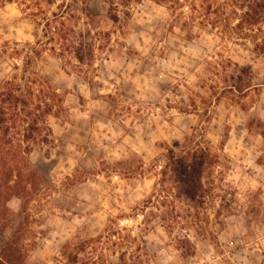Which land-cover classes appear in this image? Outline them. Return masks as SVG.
I'll return each instance as SVG.
<instances>
[{"label":"rangeland","instance_id":"1","mask_svg":"<svg viewBox=\"0 0 264 264\" xmlns=\"http://www.w3.org/2000/svg\"><path fill=\"white\" fill-rule=\"evenodd\" d=\"M191 5L0 0V88L31 55L66 109L49 118L52 144L8 166L31 178L0 206V253L16 238L22 264H120L125 253L143 264H264V58L224 27H185L178 15ZM55 16L87 47L85 64L74 50L38 48ZM193 149L213 161L200 203L180 195L170 168Z\"/></svg>","mask_w":264,"mask_h":264},{"label":"trees","instance_id":"2","mask_svg":"<svg viewBox=\"0 0 264 264\" xmlns=\"http://www.w3.org/2000/svg\"><path fill=\"white\" fill-rule=\"evenodd\" d=\"M153 1L159 4H171L174 11L191 1L192 5L188 7L190 16L185 13L178 15V19L185 20V27L195 29V24L200 25L202 30L208 27L214 29L224 27V34L230 38L238 35L241 40H251L254 52L264 58V39H260L256 33V31L260 34L264 33L263 29H260L264 26V0H230L229 3H222L220 0H201L203 3L200 5L196 0ZM236 2H238L239 12L232 10L237 7ZM59 18L61 17L55 16L53 20L44 19V40L38 42V48H46L51 44L58 45L60 50L58 56L63 58L69 50H74L78 62L85 64L86 57L83 53L87 47L76 45L74 31L59 24ZM233 22L238 23L234 25ZM38 48L33 49L31 54H37ZM51 50L56 51L55 47ZM91 51L92 49L89 48V53ZM32 65L33 59L30 55L25 64L24 75L21 77L16 75L0 88V206L2 202L7 203L14 196L13 191L18 189L21 183L31 178L27 169L17 168L19 170L17 171L8 166L20 163L22 165L25 163L26 153H33L35 148L52 144L53 132L49 118H59L66 113L63 98L48 80L31 71ZM240 83H243V77H240ZM233 89L231 87L229 91ZM249 89L251 87L246 91ZM261 136L264 139V132ZM174 147L176 150L183 149L181 144H176ZM260 161H263V158ZM212 162L211 154L206 150L193 149L192 153L181 157L173 154L170 168L181 196L194 203H200L205 199L203 178ZM14 179L17 181L12 187L11 183ZM160 198L164 199L163 204H168V207L174 209L170 196L164 198L161 195ZM148 204L153 205L152 202ZM148 208L146 206L141 212L144 213ZM171 222L168 223V229L175 227V219ZM106 232L109 237H115L117 234L113 227H108ZM129 240V248L137 244V240L132 235ZM179 243L185 250V257L195 255V247L187 237L180 239ZM24 259L25 246L16 238L9 240L0 253V264H22ZM136 260L143 264L140 255L131 257L129 253H125L120 257V264H131Z\"/></svg>","mask_w":264,"mask_h":264}]
</instances>
